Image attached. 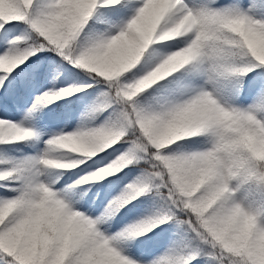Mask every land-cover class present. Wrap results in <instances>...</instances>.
<instances>
[{
    "label": "snow or ice",
    "instance_id": "1",
    "mask_svg": "<svg viewBox=\"0 0 264 264\" xmlns=\"http://www.w3.org/2000/svg\"><path fill=\"white\" fill-rule=\"evenodd\" d=\"M0 264H264V0H0Z\"/></svg>",
    "mask_w": 264,
    "mask_h": 264
},
{
    "label": "rangeland",
    "instance_id": "2",
    "mask_svg": "<svg viewBox=\"0 0 264 264\" xmlns=\"http://www.w3.org/2000/svg\"><path fill=\"white\" fill-rule=\"evenodd\" d=\"M31 97H22L17 102L24 103L25 101H30ZM71 99V98H69ZM57 104H61L60 101L56 102ZM83 101H72L69 104H61L60 107H56L55 105H49L47 109H45L39 118V127L44 131H58L60 128H66V130H70L67 128L68 125H71V128L76 126L80 118V114L82 111ZM5 119H11L15 114L14 108H4L2 109ZM43 147V145H41ZM33 151L32 148L26 149V153H31ZM112 194L110 190H104V196L108 197ZM158 250L157 242L150 241L146 245L142 246L141 251H150V250Z\"/></svg>",
    "mask_w": 264,
    "mask_h": 264
},
{
    "label": "clouds",
    "instance_id": "3",
    "mask_svg": "<svg viewBox=\"0 0 264 264\" xmlns=\"http://www.w3.org/2000/svg\"><path fill=\"white\" fill-rule=\"evenodd\" d=\"M65 146L67 147L68 151H77L80 149V145L77 144L75 141L72 140H67L65 142ZM54 164L59 163V162H53Z\"/></svg>",
    "mask_w": 264,
    "mask_h": 264
}]
</instances>
